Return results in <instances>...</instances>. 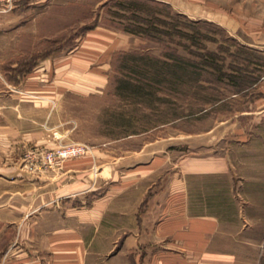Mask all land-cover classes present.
Masks as SVG:
<instances>
[{"label":"rangeland","instance_id":"374dc122","mask_svg":"<svg viewBox=\"0 0 264 264\" xmlns=\"http://www.w3.org/2000/svg\"><path fill=\"white\" fill-rule=\"evenodd\" d=\"M154 1L139 12L124 0H1L0 106H53L48 127L103 158L94 195L134 169L157 183L185 180L193 210L217 212L237 231V264H264V0ZM149 21L164 32L156 39L124 29ZM96 32L110 33V57L89 67L105 69L90 88L57 91L58 61ZM38 62L48 72L30 78ZM42 97L54 105L30 103ZM41 150L22 165L41 163Z\"/></svg>","mask_w":264,"mask_h":264},{"label":"crops","instance_id":"0c3cea01","mask_svg":"<svg viewBox=\"0 0 264 264\" xmlns=\"http://www.w3.org/2000/svg\"><path fill=\"white\" fill-rule=\"evenodd\" d=\"M260 21L264 34V19ZM88 37L53 69L63 79L57 91L90 88L98 78L93 74L105 69L93 71L89 65L110 57V33ZM94 42H101L98 56L89 47ZM37 67L30 78L48 72ZM42 98L30 103L54 105L53 97ZM25 103L17 104L16 113L0 106V264H237L230 245H235L237 231L229 235L217 212L193 210L185 180L179 185L171 178L157 183L134 169L117 188L94 195L92 169L103 163L96 152L53 168L22 165L29 149L55 148L66 134L46 123L53 106L24 113ZM245 261L253 264L250 257Z\"/></svg>","mask_w":264,"mask_h":264},{"label":"built area","instance_id":"2783aa9c","mask_svg":"<svg viewBox=\"0 0 264 264\" xmlns=\"http://www.w3.org/2000/svg\"><path fill=\"white\" fill-rule=\"evenodd\" d=\"M87 149L88 147L85 144L79 142H63L55 148L41 150L39 152L41 164L46 168L60 166L67 159L81 156Z\"/></svg>","mask_w":264,"mask_h":264},{"label":"trees","instance_id":"16d2710c","mask_svg":"<svg viewBox=\"0 0 264 264\" xmlns=\"http://www.w3.org/2000/svg\"><path fill=\"white\" fill-rule=\"evenodd\" d=\"M153 2L155 5H160V2L154 1V0H124V2H120V6L123 9H130V10H137L141 12L144 7H148L150 3ZM135 18H138L142 21H144L142 18L139 16H134ZM156 21H159L157 17H153ZM146 22V21H145ZM126 31H129L131 33H137V34H142L147 37L156 39L158 38L157 36L160 35L161 33L163 34L164 32L154 23L149 21L148 26L143 27L140 24L134 25L131 28H124ZM46 57V56H45ZM180 65V64H179Z\"/></svg>","mask_w":264,"mask_h":264}]
</instances>
